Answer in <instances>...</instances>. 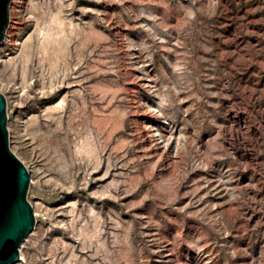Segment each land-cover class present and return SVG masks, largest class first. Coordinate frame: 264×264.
<instances>
[{
  "label": "rangeland",
  "instance_id": "1",
  "mask_svg": "<svg viewBox=\"0 0 264 264\" xmlns=\"http://www.w3.org/2000/svg\"><path fill=\"white\" fill-rule=\"evenodd\" d=\"M10 9L0 93L37 219L17 264H264V0Z\"/></svg>",
  "mask_w": 264,
  "mask_h": 264
},
{
  "label": "water",
  "instance_id": "2",
  "mask_svg": "<svg viewBox=\"0 0 264 264\" xmlns=\"http://www.w3.org/2000/svg\"><path fill=\"white\" fill-rule=\"evenodd\" d=\"M11 3L0 0V44L10 25ZM8 123L7 98L0 93V264H17L37 219L28 199L31 173L11 147Z\"/></svg>",
  "mask_w": 264,
  "mask_h": 264
},
{
  "label": "bare ground",
  "instance_id": "3",
  "mask_svg": "<svg viewBox=\"0 0 264 264\" xmlns=\"http://www.w3.org/2000/svg\"><path fill=\"white\" fill-rule=\"evenodd\" d=\"M21 1H22V0H15V2H21ZM6 40H7V42H8V41H13V39L10 38V33H9V32H7V34H6V39H5V41H6ZM231 131H232V130H231ZM233 132H234V131H233ZM236 133H237V132H236ZM236 133H235V134H236ZM233 135H234V133H233ZM233 135H232V136H233ZM251 142H252V141H251ZM251 144H252V143H251ZM251 144H250V145H251Z\"/></svg>",
  "mask_w": 264,
  "mask_h": 264
}]
</instances>
